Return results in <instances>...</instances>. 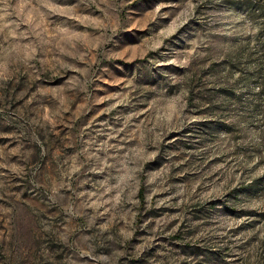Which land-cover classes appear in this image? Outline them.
Segmentation results:
<instances>
[{
    "label": "rangeland",
    "instance_id": "obj_1",
    "mask_svg": "<svg viewBox=\"0 0 264 264\" xmlns=\"http://www.w3.org/2000/svg\"><path fill=\"white\" fill-rule=\"evenodd\" d=\"M0 264H264V0H0Z\"/></svg>",
    "mask_w": 264,
    "mask_h": 264
}]
</instances>
